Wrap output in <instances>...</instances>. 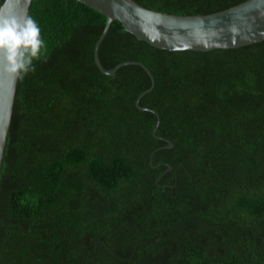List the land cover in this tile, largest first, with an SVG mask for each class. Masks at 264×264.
I'll return each mask as SVG.
<instances>
[{"label":"trees","instance_id":"1","mask_svg":"<svg viewBox=\"0 0 264 264\" xmlns=\"http://www.w3.org/2000/svg\"><path fill=\"white\" fill-rule=\"evenodd\" d=\"M132 1L194 16L246 0ZM28 16L47 51L17 82L0 264H264V41L170 52L113 22L98 59L150 71L141 110L140 65H95L103 15L32 0Z\"/></svg>","mask_w":264,"mask_h":264},{"label":"water","instance_id":"2","mask_svg":"<svg viewBox=\"0 0 264 264\" xmlns=\"http://www.w3.org/2000/svg\"><path fill=\"white\" fill-rule=\"evenodd\" d=\"M106 18L104 27L94 49V62L97 69L106 76H114L117 69L127 64L140 65L151 79L148 90L138 95L135 106L141 97L154 86L150 71L141 63L126 62L112 69H104L98 59V47L113 22L149 46L165 51L207 52L214 49H237L264 41V0H246L238 5L208 15L182 16L161 13L146 9L132 0H74ZM32 0H4L0 14L9 13L28 16ZM17 80L5 78L0 73V170L11 123ZM157 116V115H156ZM157 124L152 133L155 134ZM167 142L166 148L172 144ZM172 167L169 166L168 170ZM95 247L94 255L98 242ZM94 257L92 264H94Z\"/></svg>","mask_w":264,"mask_h":264},{"label":"clouds","instance_id":"3","mask_svg":"<svg viewBox=\"0 0 264 264\" xmlns=\"http://www.w3.org/2000/svg\"><path fill=\"white\" fill-rule=\"evenodd\" d=\"M47 46L41 28L31 16L0 14V73L22 80L35 70L34 61L46 59Z\"/></svg>","mask_w":264,"mask_h":264}]
</instances>
